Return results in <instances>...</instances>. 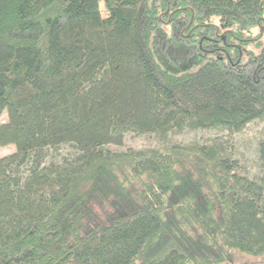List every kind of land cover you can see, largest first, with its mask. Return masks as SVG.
<instances>
[{"label":"trees","instance_id":"16d2710c","mask_svg":"<svg viewBox=\"0 0 264 264\" xmlns=\"http://www.w3.org/2000/svg\"><path fill=\"white\" fill-rule=\"evenodd\" d=\"M257 27L264 0H0V264H264L229 141L264 121Z\"/></svg>","mask_w":264,"mask_h":264},{"label":"rangeland","instance_id":"374dc122","mask_svg":"<svg viewBox=\"0 0 264 264\" xmlns=\"http://www.w3.org/2000/svg\"><path fill=\"white\" fill-rule=\"evenodd\" d=\"M100 11L103 17L107 16L104 1L100 2ZM253 39L246 41L248 36ZM237 42L242 43L245 49L252 50L258 53L264 48V27H257L248 33H244ZM6 122L5 114L0 119V124ZM221 133L216 130L208 131H186L179 134L170 135L169 140L188 145L192 142H206L207 140L220 136ZM264 138V121L252 123L242 133L235 135L229 141L232 144V152H234L239 163V170L242 174L249 178H257L264 176V158H260V141ZM162 145L161 139L154 135H136L129 133L125 136L121 145H109L111 151L122 152L129 148H151ZM16 151L14 146L0 147V157L10 155ZM62 154H70L73 148L65 146L61 150Z\"/></svg>","mask_w":264,"mask_h":264}]
</instances>
